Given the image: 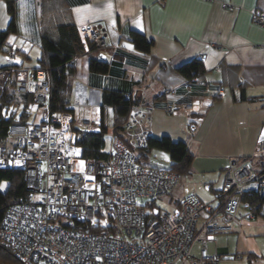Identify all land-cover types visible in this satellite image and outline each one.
Here are the masks:
<instances>
[{"label":"built area","instance_id":"obj_1","mask_svg":"<svg viewBox=\"0 0 264 264\" xmlns=\"http://www.w3.org/2000/svg\"><path fill=\"white\" fill-rule=\"evenodd\" d=\"M252 17L264 27L263 9H254ZM78 32L85 52L106 47L104 25L86 22ZM6 57L22 60L15 43L7 47ZM11 76L14 91L32 95L29 107L42 111L40 120L13 123L0 137V167L21 168L28 190L25 199L7 206L0 228L1 242L20 264H185L189 259L217 264L229 258L228 253L210 252L207 243L215 233L240 232L241 205L253 216L242 196L251 183L264 185V139L250 155L229 159L212 201L190 193L177 199L172 210L161 209L156 199L173 190L179 174L143 161L137 153L151 133L155 100L133 102L121 135L109 128L103 155L83 157L72 127L73 121L78 126L74 115L50 109L47 69L23 63L0 68V88ZM215 95L221 97L222 89ZM201 105L195 98L166 103L164 109L196 112ZM98 123L96 116L79 121L89 130ZM243 254L250 260L252 255Z\"/></svg>","mask_w":264,"mask_h":264},{"label":"crops","instance_id":"obj_2","mask_svg":"<svg viewBox=\"0 0 264 264\" xmlns=\"http://www.w3.org/2000/svg\"><path fill=\"white\" fill-rule=\"evenodd\" d=\"M223 3L234 8L223 7ZM14 6L17 30L7 42L27 53L25 65L37 64L30 62V53L34 48L42 53L40 29L54 17L50 13L53 8L58 12L54 19L77 26L93 22L108 28L106 47L84 51L71 61L75 71L69 101L75 123L79 126L89 114L99 119V93L104 87L125 89L137 100H155L150 135L165 133L185 140L197 157L191 172L201 169L205 173L200 178L210 198L203 200L192 191L199 190L201 184L196 181L188 186L191 192L187 194L212 201L223 183L229 159H242L255 149L264 127V27L253 21L252 13L264 10V0H14ZM9 19L6 2L0 0V30ZM130 30L153 38L150 52L134 47L127 38ZM90 57L106 60L107 72H91ZM194 57L202 58L204 72L197 80L188 81L174 67ZM6 62L0 51V66ZM78 86L85 92L81 100L77 98ZM218 87L223 95L213 98ZM195 98L202 103L196 112L181 110L180 114L166 115L162 111L166 103ZM197 114L200 117L192 128L189 121ZM178 119V125L183 130L190 128V134L179 132L171 122ZM259 189L264 193V185ZM238 215L247 216L244 205ZM256 216L264 222V204ZM240 232L244 233L242 226ZM240 249L256 255L252 248ZM215 252L227 254L228 249L217 247Z\"/></svg>","mask_w":264,"mask_h":264},{"label":"trees","instance_id":"obj_3","mask_svg":"<svg viewBox=\"0 0 264 264\" xmlns=\"http://www.w3.org/2000/svg\"><path fill=\"white\" fill-rule=\"evenodd\" d=\"M6 9L10 16L7 26L0 30V51L6 56L7 47L10 45L7 38L11 33L16 32L14 0H5ZM52 7V6H51ZM51 7H48L50 9ZM47 9V10H48ZM53 10V11H52ZM50 13L55 17L58 12L54 8ZM57 16V15H56ZM52 18L51 21L41 25V56L37 59L34 67L47 69L50 85L49 106L51 110L67 111L73 114L70 106V92L73 82L75 66L71 62L73 58L84 52V47L78 32V26L69 20H58ZM127 38L134 47L142 52H150L154 40L145 34L130 30ZM96 48H91V50ZM22 60L10 61L0 66V68H10L21 65L28 56L26 52L19 50ZM7 58V57H6ZM109 64L106 60L89 58V70L91 72L105 73ZM175 70L188 81H195L204 72V65L201 57H194L174 67ZM217 89H220L219 87ZM213 94V98L215 97ZM241 98H244L241 96ZM32 95L19 94L13 89V77L7 80L3 88H0V137L5 136L8 128L13 123L30 122L29 104ZM135 99L130 91L125 89L104 87L100 93L99 100V123L94 129H86L74 124L72 127L77 133V144L80 155L83 157L102 156L101 149L106 146L109 127L105 122V108H111L113 112V122L111 128L113 133L121 135L123 122L129 114L131 104ZM188 102H191L188 101ZM184 102V103H188ZM164 108V107H163ZM191 119L190 126L195 127L200 114ZM32 121V120H31ZM152 148L165 150L169 155V163L165 168L177 172L188 174L191 172V165L194 154L190 150L187 142L182 139H174L170 135L161 136L149 135L146 144L137 149L141 160H146L148 152ZM261 173L264 174V167ZM255 183V182H253ZM254 188L245 189L242 201L251 206L254 216L259 214L260 207L264 204V193L260 191L259 185ZM28 190L23 178V170L14 167H0V228L4 211L8 205L19 202L27 197ZM250 256L252 253H248ZM0 264H20L18 258L9 246L0 240Z\"/></svg>","mask_w":264,"mask_h":264},{"label":"rangeland","instance_id":"obj_4","mask_svg":"<svg viewBox=\"0 0 264 264\" xmlns=\"http://www.w3.org/2000/svg\"><path fill=\"white\" fill-rule=\"evenodd\" d=\"M33 53H30V62H34L35 64L37 63L36 57L40 58L41 54L38 52H36V49H33ZM37 58V59H38ZM217 97V96H215ZM164 111L163 113H165L166 115H177L180 114L181 110H176L173 112H167L164 108H162ZM161 111V110H159ZM29 119L28 120H33V121H37L40 120L41 116H42V111L39 107L36 108H30L29 107ZM184 112V111H182ZM93 117L95 115L93 114H89L88 117ZM87 117V118H88ZM190 118V116L188 117ZM194 118V116H192V119ZM187 120V118L185 119ZM105 122L108 125L109 128H111L112 122H113V112L111 110V108H107L106 110V115H105ZM172 123H176V127L177 129H179L178 131L181 133L187 132L190 134V128H186V124L184 125V127L186 128V130H183L182 125L179 126L178 122L179 119L177 121H171ZM168 124V121H167ZM83 127L82 125L80 126V128ZM84 128V127H83ZM182 129V130H180ZM188 129V130H187ZM154 134H157L158 131H153ZM152 133V134H153ZM165 133H160L157 136H161ZM167 135V134H166ZM156 136V135H153ZM179 139V138H178ZM183 140V139H182ZM191 150V149H190ZM193 153V151H192ZM194 154V153H193ZM147 162L150 164H154V165H159V166H167L169 163V155L165 150L159 149V148H152L148 154H147ZM167 157V158H165ZM197 159V157H193V161H192V165H191V170L194 169V163L195 160ZM201 169H198L197 172H190L188 174L185 173H181L179 175L180 177V181L178 182V184L176 185L175 188H173V190L166 196L164 197H159L156 199V204L161 208V209H166V210H172L173 209V205L174 202L178 199L181 198V196H185V194H187V192H191L188 188V186H192L193 182H198L201 185H198V189L200 190H192L193 192L197 193L203 200H207L208 198V194L207 191L208 189L206 188L202 178V175H204L205 173L200 171ZM197 173V174H196ZM194 174L199 175V176H194ZM192 175V176H190ZM191 177V178H190ZM193 189V188H192ZM252 222V223H251ZM240 223L241 226L244 230V233H215L213 235V238L208 240V249L210 251L215 252L217 250V247H227L228 249V254H230L229 258L224 257L223 259H221L217 264H264V222L261 220V218L258 216H254V217H247L245 215H242L240 217ZM252 230V231H250ZM252 232V233H251ZM240 248H244L245 250H249L250 248L253 249V251L255 252L256 255L252 254L250 260L247 259V256L241 251ZM241 252V254L243 255L241 258H234V254L236 252ZM198 253V244L196 243L193 247V251L192 254L196 255ZM254 259H257V261H255ZM192 259H189L185 264H192Z\"/></svg>","mask_w":264,"mask_h":264},{"label":"bare ground","instance_id":"obj_5","mask_svg":"<svg viewBox=\"0 0 264 264\" xmlns=\"http://www.w3.org/2000/svg\"><path fill=\"white\" fill-rule=\"evenodd\" d=\"M92 93H93V92H92ZM92 93H91V94H92ZM84 95H85L84 90H83L81 87L78 86V94H77V98L81 100L82 97H83ZM92 95H93V94H92ZM99 98H100V93H99Z\"/></svg>","mask_w":264,"mask_h":264},{"label":"water","instance_id":"obj_6","mask_svg":"<svg viewBox=\"0 0 264 264\" xmlns=\"http://www.w3.org/2000/svg\"><path fill=\"white\" fill-rule=\"evenodd\" d=\"M264 139V127L262 128L260 134H259V137H258V140H262Z\"/></svg>","mask_w":264,"mask_h":264},{"label":"snow or ice","instance_id":"obj_7","mask_svg":"<svg viewBox=\"0 0 264 264\" xmlns=\"http://www.w3.org/2000/svg\"><path fill=\"white\" fill-rule=\"evenodd\" d=\"M165 158H167V157H165Z\"/></svg>","mask_w":264,"mask_h":264}]
</instances>
